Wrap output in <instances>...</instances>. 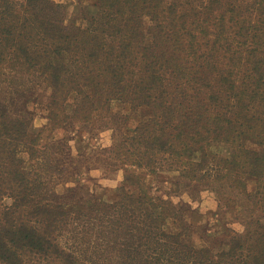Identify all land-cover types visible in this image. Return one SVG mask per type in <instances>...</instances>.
Here are the masks:
<instances>
[{
	"label": "trees",
	"instance_id": "trees-1",
	"mask_svg": "<svg viewBox=\"0 0 264 264\" xmlns=\"http://www.w3.org/2000/svg\"><path fill=\"white\" fill-rule=\"evenodd\" d=\"M96 2L88 23L73 25L62 3L0 0V264H264L261 184L243 192L260 215L242 214L243 231L219 252L168 231L174 216L145 192L68 207L19 106L40 82L53 100L75 92L84 118L112 102L146 106L124 141L139 165L223 180L246 164L259 181L264 152L239 141L264 135V0ZM215 140L241 147L222 170L202 165ZM26 151L37 167L23 166Z\"/></svg>",
	"mask_w": 264,
	"mask_h": 264
},
{
	"label": "rangeland",
	"instance_id": "rangeland-1",
	"mask_svg": "<svg viewBox=\"0 0 264 264\" xmlns=\"http://www.w3.org/2000/svg\"><path fill=\"white\" fill-rule=\"evenodd\" d=\"M53 1L62 3L68 24L88 23L87 16L97 11L96 0ZM146 39L150 41L149 36ZM29 86L30 91H26V98L19 106L25 108L30 135L37 138L36 154L40 150V155L45 157L41 165L44 176L51 180V187L57 192L70 196L68 207L94 197L113 202L125 190L145 192L174 216L166 221L168 231L183 232L192 244L209 247L213 252L228 247L233 231H243L242 214L260 215L259 211H251L253 205L245 197L246 191L254 193L259 184L264 190V167L259 181L249 176L246 164L242 171H238L242 167L239 166L237 171L226 173L223 180L222 171L220 174L216 169L210 177L195 179L176 170L149 171L137 163L132 150L127 151L128 145L124 143L150 115L146 106L134 109L112 102L84 118L80 113L75 114L80 102L75 92L53 100L51 88L44 82ZM239 143L241 147L264 152V135L254 141L242 139ZM241 147L223 140L212 141L208 148L215 158H209L202 165L206 169L222 170L221 159L232 158L234 151ZM198 155L199 152L195 154L196 160ZM19 156L26 169L37 167L39 158L30 159L27 151ZM217 174L221 177L217 178ZM246 208L249 210L245 212Z\"/></svg>",
	"mask_w": 264,
	"mask_h": 264
}]
</instances>
